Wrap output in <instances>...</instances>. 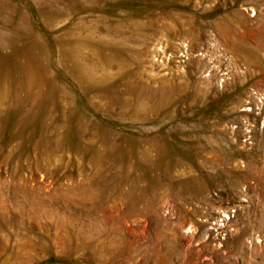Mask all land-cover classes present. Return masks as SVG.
I'll use <instances>...</instances> for the list:
<instances>
[{
  "label": "rangeland",
  "instance_id": "rangeland-1",
  "mask_svg": "<svg viewBox=\"0 0 264 264\" xmlns=\"http://www.w3.org/2000/svg\"><path fill=\"white\" fill-rule=\"evenodd\" d=\"M0 264H264V0H0Z\"/></svg>",
  "mask_w": 264,
  "mask_h": 264
}]
</instances>
